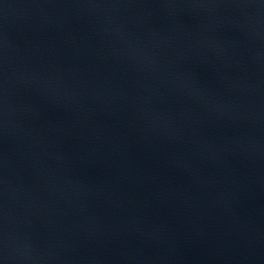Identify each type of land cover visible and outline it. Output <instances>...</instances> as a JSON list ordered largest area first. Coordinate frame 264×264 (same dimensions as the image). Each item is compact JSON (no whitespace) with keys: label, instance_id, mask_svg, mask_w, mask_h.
I'll return each instance as SVG.
<instances>
[{"label":"water","instance_id":"95a60500","mask_svg":"<svg viewBox=\"0 0 264 264\" xmlns=\"http://www.w3.org/2000/svg\"><path fill=\"white\" fill-rule=\"evenodd\" d=\"M0 264H264V0H0Z\"/></svg>","mask_w":264,"mask_h":264}]
</instances>
